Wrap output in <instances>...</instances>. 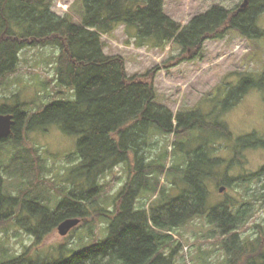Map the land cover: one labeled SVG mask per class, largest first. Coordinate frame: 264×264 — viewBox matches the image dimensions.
Listing matches in <instances>:
<instances>
[{
	"label": "trees",
	"instance_id": "1",
	"mask_svg": "<svg viewBox=\"0 0 264 264\" xmlns=\"http://www.w3.org/2000/svg\"><path fill=\"white\" fill-rule=\"evenodd\" d=\"M53 2L0 0V80L16 70L25 48L57 47L56 82L74 90L76 99L50 104L33 118L26 114V104L0 106V114H12L15 120L11 135L0 140V145H18L23 131L59 124L66 134L80 137L77 154L73 155L80 163L68 174L67 182L73 189L55 211L37 200L7 195L1 170L0 224L16 217L14 210H18V223L32 219L35 224L27 226V231L40 240L42 233L67 219L87 218V205L102 188L101 177L127 163L131 155L134 175L118 195L115 210L107 214L106 240L55 262H40L25 253L11 260L0 259V264H175L178 248L173 247L170 233L196 217L206 216L224 236L221 248L226 260L221 264H264V227L259 226L254 236L243 233L252 217L248 200L227 196L224 203L209 207L213 181L227 191L234 183L245 188L252 177L258 183L264 178V167L260 173L250 174V179L247 175L236 179L227 173L219 177L225 169L224 160L210 146L212 138L233 143V158L227 167L231 168L245 165L249 151L264 149V137L251 133L235 138L225 123L211 122L199 109L173 115L157 104L154 73L128 75L125 59L106 54L102 40L120 26L134 28L141 40L139 47L149 41L160 48L174 43L183 51L181 60L188 61L201 57L205 42L223 40L232 31L253 44L264 45V30L258 26L264 0H248L246 6L234 10L214 6L186 26L165 13V0H82L80 22L57 15ZM257 75L242 79L232 92L230 107L239 104L252 89L264 91V70ZM152 131L173 135L175 153L186 159L185 169L178 170L182 184L177 185V196L171 199L159 188L158 179L177 170L159 161L146 164L142 155ZM143 192L161 194V198L149 202L148 207L139 206Z\"/></svg>",
	"mask_w": 264,
	"mask_h": 264
},
{
	"label": "rangeland",
	"instance_id": "2",
	"mask_svg": "<svg viewBox=\"0 0 264 264\" xmlns=\"http://www.w3.org/2000/svg\"><path fill=\"white\" fill-rule=\"evenodd\" d=\"M81 1L54 0L52 10L59 16H70L80 22ZM245 1L165 0L164 10L171 19L186 26L214 6L234 10L243 6ZM258 26L264 30V14ZM102 40L106 54L125 59L128 75L154 73L157 104L169 109L173 115L199 109L211 122L225 123L235 138L251 133L264 137V91L252 89L239 104L230 107L232 92L242 79L249 74L258 78L257 74L264 70L263 43L253 44L239 32L232 31L223 40L205 42L201 57L188 61L181 60L183 51L174 43L160 48L149 41L145 47H139L141 40L137 39L134 28L120 26ZM59 55L57 47L25 48L16 70L0 80V106L26 104V114L33 118L50 104L75 100L74 90L62 88L56 82ZM79 140V136L63 132L59 124H52L43 129L23 131L18 145L1 144L0 171H3L5 193L21 200H37L55 211L73 189L67 178L70 170L80 163L73 156L77 154ZM175 143L173 135L152 131L142 154L146 164L159 161L168 169L177 170L158 179L159 188L165 190L168 199L177 196V185L182 184V173L178 170L186 167V159L175 153ZM232 145L215 136L211 140L210 146L216 148L218 158L224 160L222 167L225 169L219 177L227 173L236 179L244 175L249 178L250 174L260 173L264 167V149L246 153L244 166L227 168L233 158ZM133 157L131 155L127 163L101 177L99 184L102 188L88 203L87 218H79L81 223L67 236H61L56 227L40 234L38 240L27 231V226H34L35 222L25 214L26 222L18 223L19 211L14 210L16 217L0 224V259L11 260L30 253L40 262H55L62 256L68 258L106 240L109 234L107 214L115 210L118 195L134 175ZM210 190V208L224 203L227 196L239 201L248 200L251 204L252 217L243 228L244 236H254L259 226L264 227V178L258 183V179L252 177V183L245 188L240 187L239 182L234 183V187L224 193L219 192L213 181ZM160 198L161 194L143 192L138 205L148 207L149 202ZM206 217H196L170 233L173 247L178 248L175 264H221L226 260V252L221 248L224 236Z\"/></svg>",
	"mask_w": 264,
	"mask_h": 264
},
{
	"label": "water",
	"instance_id": "3",
	"mask_svg": "<svg viewBox=\"0 0 264 264\" xmlns=\"http://www.w3.org/2000/svg\"><path fill=\"white\" fill-rule=\"evenodd\" d=\"M248 4V0L245 1L243 6ZM15 120L12 114H0V140L8 138L14 126ZM226 187L222 186L219 188L220 193H224ZM81 223L79 218H71L62 222L58 226V232L61 236H67L74 228H76Z\"/></svg>",
	"mask_w": 264,
	"mask_h": 264
}]
</instances>
